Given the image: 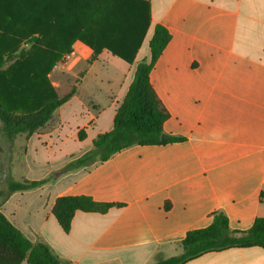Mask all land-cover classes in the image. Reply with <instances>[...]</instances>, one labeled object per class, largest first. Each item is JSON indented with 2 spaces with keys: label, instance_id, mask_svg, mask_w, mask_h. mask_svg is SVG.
Here are the masks:
<instances>
[{
  "label": "crops",
  "instance_id": "obj_1",
  "mask_svg": "<svg viewBox=\"0 0 264 264\" xmlns=\"http://www.w3.org/2000/svg\"><path fill=\"white\" fill-rule=\"evenodd\" d=\"M145 1L152 35L157 25L171 35L150 73L169 114L164 133L184 141L136 145L106 162L67 170L113 129L137 64L150 58L139 62L140 49L133 65L123 61L117 75L105 76L110 72L101 58H118L104 50L91 61L93 51L77 41L72 58L53 69L76 80L59 96L76 93L45 127L19 135L24 164H46L47 171L15 183H45L11 191L1 204L6 218L61 264H154L179 255L187 233L211 225L215 214L226 215L233 231L264 218V0ZM50 79L59 94L62 82ZM105 80L109 91L90 89ZM75 117L79 124L72 128ZM63 196L114 206L105 213L77 211L65 232L52 213ZM22 214L28 219L19 222ZM186 264H264V249L209 252Z\"/></svg>",
  "mask_w": 264,
  "mask_h": 264
},
{
  "label": "trees",
  "instance_id": "obj_2",
  "mask_svg": "<svg viewBox=\"0 0 264 264\" xmlns=\"http://www.w3.org/2000/svg\"><path fill=\"white\" fill-rule=\"evenodd\" d=\"M151 26V5L145 0H0V123L8 137L32 135L45 127L54 113L76 93L60 97L50 74L80 41L129 65ZM171 40L157 25L149 42L150 58L137 64L133 82L114 118L113 129L93 141V149L72 160L67 170L108 161L132 146L167 145L184 141L164 133L169 118L151 81L150 73ZM85 139V132H79ZM45 182L12 184L11 191L29 190ZM114 204L98 203L88 196H63L52 213L65 232L77 211L105 213ZM264 249V218L247 231L230 229L223 213L206 228L187 233L181 253L154 264H186L203 254L232 248ZM0 264H61L50 248L34 243L0 211Z\"/></svg>",
  "mask_w": 264,
  "mask_h": 264
},
{
  "label": "rangeland",
  "instance_id": "obj_3",
  "mask_svg": "<svg viewBox=\"0 0 264 264\" xmlns=\"http://www.w3.org/2000/svg\"><path fill=\"white\" fill-rule=\"evenodd\" d=\"M152 37V32L149 31L146 39L144 40V43L142 45V48L139 52L138 61L140 62L144 57L150 56V48H149V42ZM108 55H105L100 60V65L108 67L110 74L108 75H117L121 67L126 66V64L119 60V59H113L112 57H107ZM124 68V67H123ZM63 70H55L51 73V77L55 76V79H59L62 82V89L59 90V95L63 96L65 95L71 88L73 84H75V79L69 78L67 75H64L63 73L65 71ZM117 72V74H116ZM104 92H107L110 90V85L107 84V80H105L104 83L99 84L97 81H94L93 83H90V89L92 91H96L100 87ZM85 97V96H84ZM65 111L67 109H64ZM63 109L57 110L55 112V116L58 114H61ZM68 111V110H67ZM64 116L68 119L70 118V113L63 112ZM56 116V118H57ZM80 119H75L71 121L72 128L76 127L79 124ZM3 126L0 123V211H1V204L7 199L11 192L12 184L19 181H24V177H34V176H43L47 169L46 164H33L30 163L26 166L24 164V154H25V145L23 142V139L19 137V135L10 138L7 136L6 133L3 132ZM22 179V180H21ZM41 201V199L37 196L32 200V206L36 207L37 204ZM14 202V201H13ZM5 203V202H4ZM3 203V204H4ZM5 205V204H4ZM5 212V208L3 209ZM28 217L25 214H22L21 216H18V221L23 222L24 220H27Z\"/></svg>",
  "mask_w": 264,
  "mask_h": 264
},
{
  "label": "built area",
  "instance_id": "obj_4",
  "mask_svg": "<svg viewBox=\"0 0 264 264\" xmlns=\"http://www.w3.org/2000/svg\"><path fill=\"white\" fill-rule=\"evenodd\" d=\"M73 55H74V51H72L69 54H66L57 65L62 66L66 64L72 58Z\"/></svg>",
  "mask_w": 264,
  "mask_h": 264
}]
</instances>
